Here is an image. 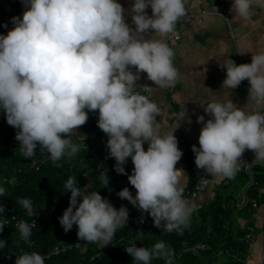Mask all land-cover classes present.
Wrapping results in <instances>:
<instances>
[{
  "label": "clouds",
  "instance_id": "9594fccd",
  "mask_svg": "<svg viewBox=\"0 0 264 264\" xmlns=\"http://www.w3.org/2000/svg\"><path fill=\"white\" fill-rule=\"evenodd\" d=\"M256 2L233 0L230 10L249 20ZM21 3L25 9L22 18L13 16L14 27L0 35V109L8 125L17 129L19 153L34 158L39 146L41 153L46 152L62 167L58 162L63 157L71 158L81 150L67 137L87 122L89 111L98 110L97 124L108 137L106 146L109 157L116 161L115 171L126 174L124 165L129 157L134 165L128 180L136 189L135 197L127 187L118 196L148 213L154 227L182 234L189 226L192 209L183 197L187 174L176 167L183 155L174 135L179 125L171 132L163 131L156 119L160 107L137 91L136 85L141 73L156 85L153 90L176 85L179 70L167 39L187 15L186 0H134L129 9L134 29L126 22V10L118 0ZM149 6L151 15L146 11ZM3 26L7 28V24ZM150 30L158 38L152 34L146 39ZM222 67L226 69L222 86L235 89L248 80V100L255 106L249 110L230 98L217 99L214 93L212 100L199 101L210 118L197 117L202 127L199 147L192 145V151L198 169L212 177L233 179L246 150L255 153L257 162H264V51L252 54L251 63L227 59ZM202 72L205 75L206 69ZM186 115L185 109L178 120ZM100 180L102 187H107L106 172L100 173ZM64 188L71 193L69 206L59 218L65 232L75 224L79 239L106 246L117 229L128 223L126 207L117 209L86 186L82 191L76 177H69ZM5 193L0 185V197ZM18 203L28 216L36 215L31 199ZM4 211L0 205V213ZM7 224L6 218L0 220V232ZM16 227L21 239L28 241L36 224L20 221ZM143 234L139 231L137 240ZM5 245L6 241L0 240V249ZM125 250L138 264H151L156 258L173 263L174 254L164 241L151 248L133 243ZM15 264H45V257L23 252Z\"/></svg>",
  "mask_w": 264,
  "mask_h": 264
},
{
  "label": "crops",
  "instance_id": "0c3cea01",
  "mask_svg": "<svg viewBox=\"0 0 264 264\" xmlns=\"http://www.w3.org/2000/svg\"><path fill=\"white\" fill-rule=\"evenodd\" d=\"M219 1L226 9L229 21L222 16H207L203 21L186 23L183 21V17L176 25L181 30L180 40L174 42L167 39L169 46L174 49V65L179 70L176 85L153 90L152 88L156 85L147 78L146 73H141L136 90L147 95L160 107L161 115L156 119L163 131L171 132L177 123L179 125L174 130V135L183 155L176 167L183 168L187 174L183 197L192 209L191 213L196 215L198 225L202 224L198 216L201 207L221 198L227 209L226 214L221 217L218 227L212 220L205 223L206 231L204 234L202 233L201 240L197 241L211 246L210 250L201 253L205 259L203 264H262V262L264 264V162L255 164L250 172H244L249 175V182L244 193L241 194L243 197L241 201H239L235 189V192L232 190L224 193L223 190L213 188L210 197L208 194L202 195V200L198 202L195 200L201 194L193 199L186 195L187 190L192 187L199 176L209 178L210 183L206 190L211 183L216 186V183L213 182L215 179L220 180L222 187H225V184H230L228 178L212 177L203 169H198L194 160L192 165L190 164L191 166H189L191 162L186 160V146L190 142L198 141L202 127V124L197 122V117L203 115L205 120L210 118L204 112L200 102L212 100V93H214L217 99L230 98L238 106L249 110L255 106L248 100L250 87L248 80L242 81L235 89L222 86L226 77V69L222 65L227 59H232L236 64L251 63L252 54L264 51V0H257L249 20H242L230 10L233 0ZM118 2L126 10V22L134 29L132 14L129 11L134 0H118ZM208 5L209 0H186L187 13L189 11L199 13L202 7ZM24 10L21 0H0V24H7V28H13L11 18L13 16L22 18ZM146 11L149 15L152 14L150 6ZM152 34L153 31L150 30L145 34V38H151ZM153 35L158 38V34ZM205 69L204 75L202 71ZM132 71L135 72V68ZM145 88L148 91H145ZM185 109L186 117L178 120ZM188 118L191 119V123L187 122ZM143 146L147 150V142ZM112 162L115 164V159ZM131 193L135 197V193L132 191ZM252 200H256L259 206L252 211L248 210V213L247 207L251 206ZM129 203L126 199L125 205H129ZM231 207L232 210H230ZM207 227L210 229L208 230ZM249 230L254 232L256 239L250 250H247L242 242V237ZM212 231L217 234L212 236ZM212 240L216 241V244ZM230 245L236 248V253H226V247Z\"/></svg>",
  "mask_w": 264,
  "mask_h": 264
},
{
  "label": "trees",
  "instance_id": "16d2710c",
  "mask_svg": "<svg viewBox=\"0 0 264 264\" xmlns=\"http://www.w3.org/2000/svg\"><path fill=\"white\" fill-rule=\"evenodd\" d=\"M2 25L0 24V35H5L3 33H7L10 28H5ZM85 111L88 110L85 109ZM98 118V110L89 111L87 122L72 131L67 138L77 145H85L86 149L80 148L81 150L71 158L63 157L58 162L62 167H57L46 152L39 151V146L34 158H24L19 153V141L15 139L17 129L8 125L5 113L3 109H0V185L6 189L5 196L0 197V201L3 200L7 206L11 207L13 213L28 220L40 215L30 236V239L34 241L33 246L21 239L18 228L4 226L3 231L0 232V240H5L6 245L0 249V264H15L16 257L23 252H37L45 255L55 244L68 240V237L62 235L64 230L59 218L69 206L71 193L65 192L64 188L69 177H76L82 191L86 186L89 191H98L117 209L121 206L128 208V205H125L126 199L118 196L120 189L115 185L117 172L115 164L112 162L114 159L107 157L108 137L98 127ZM185 155L187 162H191L189 163L191 166L192 157L188 154ZM34 161L38 165L34 164ZM124 168L126 174L122 175L132 174L134 165L131 157L127 159ZM101 172H106L109 178L107 187H102ZM112 181L114 182L113 186L111 185ZM112 187L114 188L113 192H111ZM23 198L31 199L36 215L28 216L27 211L18 203V200ZM226 212L227 209L222 203V199L219 198L199 209L198 216L202 222L200 226L196 222V215L191 213L189 226L183 229L182 234L176 231L166 232L163 226L160 229L154 227L151 217L145 224L135 225L132 223V215L129 213L128 223L117 229L113 240L108 245L103 246L102 242L84 243L83 246L68 250L66 253L45 258V264H138L126 252L125 248L133 243L137 247L151 248L159 241H164L172 250L174 254L172 264H203L205 259L201 254L178 257L177 253L182 249L184 240H189L190 243L201 240L202 233L204 234L206 231L205 223L207 221H215L214 224L218 227L221 217ZM3 219L4 214L0 213V220ZM73 227L70 236L73 240H77L79 239L77 226L74 224ZM139 231L144 234L142 239L137 240ZM212 234L215 236L217 233L212 231ZM212 242L216 244V241L212 240ZM229 247L232 246H227L226 249ZM100 251V256L94 257ZM151 264H165V259H153Z\"/></svg>",
  "mask_w": 264,
  "mask_h": 264
},
{
  "label": "built area",
  "instance_id": "2783aa9c",
  "mask_svg": "<svg viewBox=\"0 0 264 264\" xmlns=\"http://www.w3.org/2000/svg\"><path fill=\"white\" fill-rule=\"evenodd\" d=\"M225 10L226 9H224V7L222 6L219 0H209V5L207 7H202L199 13L189 11L187 15L183 18V21L186 23H191L194 21H203V19L206 18L207 16H222L227 21H229V16ZM180 38H181V30L178 27H176L175 32L173 34H170V36L168 37V41L178 42ZM261 109L264 110V107H261ZM192 145H196L198 148L199 142L198 141L190 142L186 146V154L192 157V159L195 161V153L192 151ZM78 146H80V148L86 149L85 145L83 146L78 145ZM238 163H239L240 172H246V171L250 172L252 167L255 164L260 163V162L256 161L254 152H252L251 150H246L243 154L242 159ZM34 164L38 165V163L35 161H34ZM209 183H210V180L208 177L206 176L197 177L194 185L187 190L186 195L190 199L196 198L197 196H199L206 190ZM115 185L120 190L127 187L129 191L135 192L136 194V189L129 183L128 176H124L120 173H116ZM0 204L3 205L5 209V211L3 212L4 219L6 218L8 220V224L6 226L16 227V225L20 221H25L29 223L30 225L31 224L37 225L40 215L28 220L25 217H22L20 215L13 213L12 208L7 206L3 200L0 201ZM258 206H259V203L256 200L254 201L252 200V204L248 208V210L252 211L253 209H256ZM127 209H128V212L132 215L131 221L135 225H143L151 217L148 213H142L140 210H138L137 207L133 206L131 203L129 204ZM72 229L68 232H65V231L62 232V235L68 237V240L66 239V240L60 241L58 244H55L53 247H51L49 252L43 256L45 258H49L54 255L66 253L68 250L81 247L84 245V243H89L81 239L73 240L72 236H70ZM255 239H256V236L252 230L247 231L245 235L242 237V242L244 243L247 250H250L252 244L255 242ZM27 243L30 246L34 245V241L31 240L30 238L28 239ZM182 245H183L182 249L178 253L179 256H183V255L198 256L201 253L206 252L211 249V246L207 243H203V242L190 243L189 240H184ZM236 251H237L236 248L233 246L226 249V253L228 254L236 253ZM100 254H101V251L98 252L94 257L100 256ZM165 264H166V260H165Z\"/></svg>",
  "mask_w": 264,
  "mask_h": 264
},
{
  "label": "rangeland",
  "instance_id": "374dc122",
  "mask_svg": "<svg viewBox=\"0 0 264 264\" xmlns=\"http://www.w3.org/2000/svg\"><path fill=\"white\" fill-rule=\"evenodd\" d=\"M107 157L110 158L108 154H107ZM229 180H230V184L229 185L225 184V187H222L220 185V180L219 179H215L213 182L216 183V186H213V184L211 183L209 188L207 190H205L201 194V196H199L197 198V200H195V201L198 202V201L202 200V195H205V194H208L209 197H210V195H211L210 192H211V189H213V188H216L217 190H223L224 193L227 192V191H232V190L234 191V189H235L236 192L235 191L234 192L238 196L239 201H241L242 198H243L241 196V194L244 193V189H245L247 183L249 182V175L248 174L246 175V173H244V172L238 171L236 173L235 177L233 179H229ZM113 184H114V182L112 181L111 185L113 186ZM113 190H114V188L112 187L111 188V192H113ZM195 201H194V203H195ZM230 210H232V207L230 208ZM247 212L249 213L248 207H247ZM207 229L209 230L210 227H207Z\"/></svg>",
  "mask_w": 264,
  "mask_h": 264
}]
</instances>
